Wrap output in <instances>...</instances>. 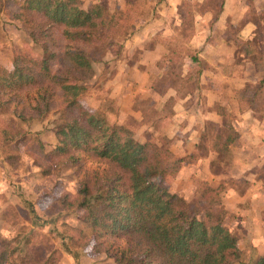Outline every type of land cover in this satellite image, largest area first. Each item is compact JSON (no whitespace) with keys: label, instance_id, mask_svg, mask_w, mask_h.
I'll return each instance as SVG.
<instances>
[{"label":"trees","instance_id":"obj_1","mask_svg":"<svg viewBox=\"0 0 264 264\" xmlns=\"http://www.w3.org/2000/svg\"><path fill=\"white\" fill-rule=\"evenodd\" d=\"M107 3L0 0L1 20L19 23L37 54L15 50L9 68L0 64L3 168L22 162L21 149L42 178L58 177L67 166L79 173L83 153L108 165L102 172H83L76 194L56 200V212L26 204L28 228L19 225L26 232L0 236V264L56 263L54 251L43 252L37 245V228L46 225L61 239L63 252L71 251L72 232L88 228L91 240L84 241L83 249L93 241V253H105L114 264H264V254H247L238 230L226 225L231 215L222 206V194L242 184L216 178L232 170V146L239 139L232 125L234 107L215 102L220 122H208L202 141L181 158H174L169 143L156 134L158 112L148 97L134 98L120 120L118 98L106 83L118 62L130 60L124 44L136 25L124 10L114 11ZM11 6L15 9L7 12ZM180 59L170 62L168 81L179 80ZM198 71L190 68L191 74ZM183 86L192 90L197 84L191 80ZM263 87L264 78L257 85L246 83L235 95L237 103L257 116L264 111V104L256 105L264 103ZM31 92L34 104L21 105V97ZM85 96L94 111L83 104ZM36 123L44 125L40 131L32 130ZM46 135L53 140L46 141ZM206 160L214 177H193L189 195L171 192L183 163ZM61 212L65 215L59 217Z\"/></svg>","mask_w":264,"mask_h":264},{"label":"crops","instance_id":"obj_2","mask_svg":"<svg viewBox=\"0 0 264 264\" xmlns=\"http://www.w3.org/2000/svg\"><path fill=\"white\" fill-rule=\"evenodd\" d=\"M139 1L107 0V6L125 10L126 4ZM153 1L154 11L125 41L130 60L118 62L106 83L118 98L119 119H124L134 98L148 97L158 112L156 134L169 143L173 157L181 158L202 141L208 122H220L215 102L234 107L237 118L232 125L239 139L232 146V170L216 178L242 184L222 194V206L231 215L226 225L238 230L239 245L255 247L262 255L264 111L258 107L261 111L255 116L247 105L237 103L235 95L246 83L257 85L264 78V0ZM178 55L183 68L176 71L179 80L171 82L169 65ZM193 67L199 68L196 75L190 73ZM191 80L196 88L185 89L184 82ZM206 164L207 160L183 163L177 183L205 174L214 177Z\"/></svg>","mask_w":264,"mask_h":264},{"label":"rangeland","instance_id":"obj_3","mask_svg":"<svg viewBox=\"0 0 264 264\" xmlns=\"http://www.w3.org/2000/svg\"><path fill=\"white\" fill-rule=\"evenodd\" d=\"M153 2V0H151L150 3H148V0H140L138 2L139 4H132L130 6L127 4L125 5L124 11L131 19L132 23L134 22L136 28L137 26H141V20L147 18L151 10L154 11L155 6ZM146 5H148V10ZM107 7L114 10V7ZM14 9L15 7L11 6L7 12ZM26 40V34L20 30L19 23L15 24V22L11 23L6 20L3 22L0 18V64L9 68L11 65V55L15 50L30 56H36V51ZM174 80L175 79L172 78V81ZM34 96V92L23 95L20 99L21 105L27 104L28 106L34 104ZM82 102L89 110L94 111L93 102L90 98L85 96ZM45 125H47V123ZM42 126L44 125L36 123L31 127L34 131H40ZM43 137L46 141L53 140L49 135ZM160 140L161 142L167 143L163 138ZM21 153L23 155L22 162L12 166L10 169L3 168L4 166L0 158V236L7 238L18 236L19 232H26V230H21V227H19L20 225L23 229L28 228L25 223L26 211L24 208L26 204L34 202V205L39 204V209L45 210L48 214L56 212L58 210L55 209L56 206H54V204H57L56 200L66 195L74 196L76 194L78 183L83 172H102L108 168L105 161L89 153H83L81 155L80 165H78V169H80L79 173L76 172L74 167L68 168L70 166H67L58 177L42 178L37 175L36 170L30 168L28 159L23 153V149H21ZM181 181V185L177 183L176 178L171 181V192L181 191L189 195L194 189V180L187 178ZM48 214L46 216H48ZM59 215V217H61L65 214L61 212ZM67 221L68 223L71 222V220ZM37 230H39L37 245H40V249L43 252L48 253L54 251L55 259H57L54 264H114L113 260L105 253H93V241H90L89 245L83 249L82 245L85 243L84 241L91 238L88 228H85L83 232H72L74 240L73 244L70 246V252H63L60 250L63 247V245L60 244L61 239L57 237L53 230L47 225L39 227ZM118 245H120V243L113 245L112 248L116 249ZM244 248L247 254L253 251L257 253L256 248L250 245H246Z\"/></svg>","mask_w":264,"mask_h":264}]
</instances>
